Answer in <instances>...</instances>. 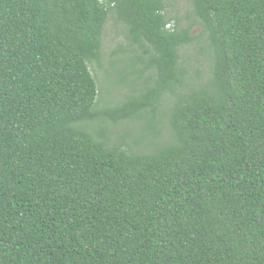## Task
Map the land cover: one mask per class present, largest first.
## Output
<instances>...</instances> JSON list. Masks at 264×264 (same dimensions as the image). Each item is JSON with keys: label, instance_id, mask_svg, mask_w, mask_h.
<instances>
[{"label": "trees", "instance_id": "obj_1", "mask_svg": "<svg viewBox=\"0 0 264 264\" xmlns=\"http://www.w3.org/2000/svg\"><path fill=\"white\" fill-rule=\"evenodd\" d=\"M0 264H264V0H0Z\"/></svg>", "mask_w": 264, "mask_h": 264}, {"label": "rangeland", "instance_id": "obj_2", "mask_svg": "<svg viewBox=\"0 0 264 264\" xmlns=\"http://www.w3.org/2000/svg\"><path fill=\"white\" fill-rule=\"evenodd\" d=\"M178 10L182 11V9H180V8ZM109 27H110V29H109L108 33H106L105 36H104V50H105V55H106L105 61H107V60L110 61L109 58H108V55L117 47L118 42L122 38V37L120 38V36L118 35V33H117L118 30L116 29L115 24H114V22L112 20L109 21ZM198 32H199V29H196L193 32V34H198ZM106 67L109 69L108 65H106ZM92 73L94 74V76H95V78L97 80L98 79L100 80L99 82L102 85V87H104V89L106 88V85H107V87L111 88V86H109V83H108L109 80H106L104 78L103 71H101V70H92ZM104 89L102 90L101 95H103ZM123 91L124 90H123V87H122V88L119 89L117 95L116 94L111 95V96L108 97V99H110V100L118 99L120 97V95L123 93ZM143 133H144V131L141 132V134H143ZM148 137H151V136L149 135Z\"/></svg>", "mask_w": 264, "mask_h": 264}]
</instances>
